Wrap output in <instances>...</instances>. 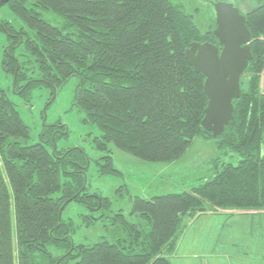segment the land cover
<instances>
[{"label": "trees", "instance_id": "1", "mask_svg": "<svg viewBox=\"0 0 264 264\" xmlns=\"http://www.w3.org/2000/svg\"><path fill=\"white\" fill-rule=\"evenodd\" d=\"M220 1H205L212 18L202 33L179 0H2L27 29L0 22L8 41L2 69L25 100L40 86L53 98L76 80L73 106L83 124L100 131L94 138L103 153L94 160L99 176L120 174L110 144L142 162L171 163L195 138H213L201 126L205 78L185 51L194 42L221 49L212 33V4ZM236 2L252 59L232 119L214 139L238 161L213 160L208 179L189 191L133 196L128 211L112 212L107 197L90 192L85 151L54 148L63 126H45L41 141L28 144L30 128L0 89V264H171L178 239L198 217L264 213V0L248 12ZM70 202L84 206L83 222L100 221L106 235L74 244L73 221L61 217Z\"/></svg>", "mask_w": 264, "mask_h": 264}, {"label": "rangeland", "instance_id": "2", "mask_svg": "<svg viewBox=\"0 0 264 264\" xmlns=\"http://www.w3.org/2000/svg\"><path fill=\"white\" fill-rule=\"evenodd\" d=\"M193 22L204 33L211 25L212 11L206 0H179ZM237 0H225L235 5ZM243 12L262 0H238ZM9 21L15 28L26 27L15 19L7 6H0V22ZM27 30V29H26ZM8 47L6 34L0 30V89H2L23 122L30 128L28 144L41 141L44 127L59 122L63 128L56 129L58 138L54 148L82 149L91 158L87 171L90 192L107 197L111 211L129 210L130 197L150 198L165 194H180L197 187L208 179L213 160L236 164L235 154H224L217 148L214 138L197 137L182 157L171 163H146L119 151L113 145V167L120 174L99 176L94 160L103 153L94 148V138L100 134L96 125L83 124L84 114L73 106L76 80L69 79L65 86L51 98L50 88L40 86L32 91L29 100L14 92V79L2 69V59ZM22 59V58H21ZM65 129L64 134L61 132ZM54 134L51 135V138ZM48 138V134H45ZM87 209L77 202H70L62 211V219L73 221L74 244H93L106 235L100 221L92 225L83 222ZM171 264H264V213H241L218 211L204 214L192 222L177 241L170 256ZM71 264V263H69Z\"/></svg>", "mask_w": 264, "mask_h": 264}, {"label": "water", "instance_id": "3", "mask_svg": "<svg viewBox=\"0 0 264 264\" xmlns=\"http://www.w3.org/2000/svg\"><path fill=\"white\" fill-rule=\"evenodd\" d=\"M212 8L215 19L212 33L221 49L214 44L194 42L185 51V58L205 78L207 106L201 126L217 138L232 119V102L241 96L240 81L252 55L250 32L239 9L222 1L214 2Z\"/></svg>", "mask_w": 264, "mask_h": 264}, {"label": "built area", "instance_id": "4", "mask_svg": "<svg viewBox=\"0 0 264 264\" xmlns=\"http://www.w3.org/2000/svg\"><path fill=\"white\" fill-rule=\"evenodd\" d=\"M261 90L264 93V75L261 77V84H260Z\"/></svg>", "mask_w": 264, "mask_h": 264}, {"label": "flooded vegetation", "instance_id": "5", "mask_svg": "<svg viewBox=\"0 0 264 264\" xmlns=\"http://www.w3.org/2000/svg\"><path fill=\"white\" fill-rule=\"evenodd\" d=\"M1 1H2V0H0V3H1ZM2 5H4V4H2Z\"/></svg>", "mask_w": 264, "mask_h": 264}, {"label": "crops", "instance_id": "6", "mask_svg": "<svg viewBox=\"0 0 264 264\" xmlns=\"http://www.w3.org/2000/svg\"><path fill=\"white\" fill-rule=\"evenodd\" d=\"M242 213V212H241ZM251 214H254V213H251Z\"/></svg>", "mask_w": 264, "mask_h": 264}]
</instances>
